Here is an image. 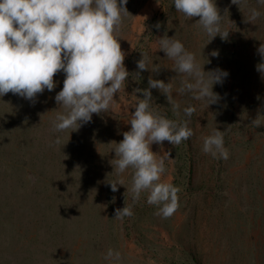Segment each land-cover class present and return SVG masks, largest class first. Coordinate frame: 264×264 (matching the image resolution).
Masks as SVG:
<instances>
[{
	"label": "rangeland",
	"instance_id": "374dc122",
	"mask_svg": "<svg viewBox=\"0 0 264 264\" xmlns=\"http://www.w3.org/2000/svg\"><path fill=\"white\" fill-rule=\"evenodd\" d=\"M159 2L128 0L118 35L124 37L119 42L131 74L110 112L93 114L76 131L53 132L52 121L63 111L55 101L62 70L54 76L55 89L45 90L34 104L11 92L0 97V264H264V78L256 70L264 6L257 0L242 5L245 13L252 7L262 13L253 24L244 22L231 0H215L221 29L230 30L226 40L219 34L211 40L197 24L199 17H184L173 0ZM165 34L180 40L205 71L228 72L213 87L221 97L215 104L174 92L178 116L164 94L151 90L153 110L168 119L188 120L183 108L196 107L189 140L150 145L164 159L162 181L181 190L178 210L166 219L147 203V192L133 203L126 193L131 169L123 174L126 186L113 192L108 184L118 179L113 148L130 130L126 121L143 98L134 90L148 88L150 76L165 82L177 76L165 53L154 51ZM213 50L218 57L210 55ZM142 52L158 72L135 74ZM179 82L177 77L174 86ZM260 114L262 126L256 128L251 121ZM217 129L224 131L227 160L201 150L203 138ZM57 136L60 144L54 143ZM125 203L133 215L115 219ZM108 249L118 251L120 260L104 259Z\"/></svg>",
	"mask_w": 264,
	"mask_h": 264
},
{
	"label": "clouds",
	"instance_id": "9594fccd",
	"mask_svg": "<svg viewBox=\"0 0 264 264\" xmlns=\"http://www.w3.org/2000/svg\"><path fill=\"white\" fill-rule=\"evenodd\" d=\"M127 3L128 0H0V97L11 92L34 104L38 95L55 89L54 76L62 70L63 88L55 95V101L63 111L57 112L52 121L53 132L76 131L89 123L93 114L110 112L114 96L125 89L131 74L124 65L126 54L119 42L124 37L118 35L123 17L129 13ZM231 3L243 11L245 23L254 24L262 15L255 7L245 13L242 5L246 0H231ZM257 3L264 6V0ZM173 4L184 17H199L197 24L211 40L218 34L222 39L228 38L230 29L222 31L223 15L215 0H173ZM153 47L172 61L171 68L177 76L169 82L150 76L148 88L134 90V94L141 92L143 98L136 102L135 111L126 121L131 125L130 130L123 132V139L113 148L115 159L111 163L118 179L108 180V184L113 192L119 190L118 186H126L123 174L131 169V187L126 186V193L130 192L136 203L147 192V203L157 206L156 214L166 219L178 210L181 190L162 181L165 162L163 158L157 159L150 145H163L167 141L178 146L189 140L194 135L189 123L196 107L183 108L188 120L168 119L153 110L151 90L158 89L164 94L178 116L181 104L174 98V92L179 97L190 94L193 100L205 101L207 106L215 104L221 97L213 87L223 84L228 72L205 71V64L201 66L174 36L165 34ZM257 54L261 61L256 70L264 78V43L257 48ZM210 55L218 57L219 52L213 50ZM150 63L142 52L135 74L140 76L145 70L158 72L160 67L150 68ZM177 77L178 87L174 86ZM260 117L261 114L251 121L256 128L262 126ZM54 143L60 144L61 137L57 136ZM201 150L213 158L227 160L230 153L225 147L224 131L217 129L205 136ZM132 215V206L125 203L123 208L115 210L114 218L122 220ZM104 259L119 261L120 253L108 249Z\"/></svg>",
	"mask_w": 264,
	"mask_h": 264
}]
</instances>
